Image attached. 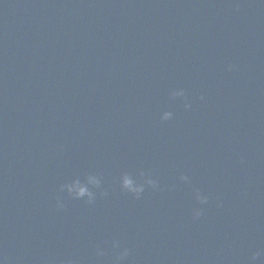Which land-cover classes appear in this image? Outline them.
I'll return each instance as SVG.
<instances>
[{
  "label": "water",
  "instance_id": "95a60500",
  "mask_svg": "<svg viewBox=\"0 0 264 264\" xmlns=\"http://www.w3.org/2000/svg\"><path fill=\"white\" fill-rule=\"evenodd\" d=\"M0 256L264 264V3L0 0Z\"/></svg>",
  "mask_w": 264,
  "mask_h": 264
},
{
  "label": "clouds",
  "instance_id": "9594fccd",
  "mask_svg": "<svg viewBox=\"0 0 264 264\" xmlns=\"http://www.w3.org/2000/svg\"><path fill=\"white\" fill-rule=\"evenodd\" d=\"M261 3H264V0H261ZM173 96H182L183 95V91L182 90H176L172 93ZM187 107V105H186ZM171 117V114L168 112H164L161 116V119L163 120H167ZM89 183L90 184H97L98 181L94 178V177H89ZM122 187L125 188L126 190H128L129 192L132 193H139L141 191L140 187L136 186L133 184V181L131 179H129L127 176H124L122 178ZM67 188V190L69 192H74L75 195L77 197L80 196H84V195H88L89 197L91 196V193H88L87 190L79 185L78 183H73L72 185H66L65 186ZM197 199L201 201V203H203V199L199 196V194H197ZM195 215H199V213H195ZM127 254L126 250L121 253V256L118 258H122L123 256H125ZM253 259H255V256H253ZM0 264H6V259L3 256H0Z\"/></svg>",
  "mask_w": 264,
  "mask_h": 264
}]
</instances>
